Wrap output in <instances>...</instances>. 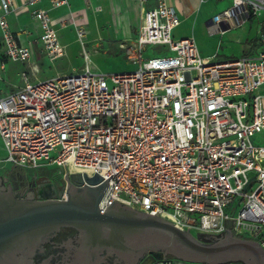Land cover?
Listing matches in <instances>:
<instances>
[{
  "label": "built area",
  "instance_id": "obj_1",
  "mask_svg": "<svg viewBox=\"0 0 264 264\" xmlns=\"http://www.w3.org/2000/svg\"><path fill=\"white\" fill-rule=\"evenodd\" d=\"M41 1L24 0L23 8L54 62L65 55L60 30L73 25L84 46L85 11L53 18ZM129 1L140 8L146 2ZM49 2L51 9L69 6ZM91 2L83 0L85 7ZM17 10L12 0H0V61H25L29 70L0 97V167H55L64 185L66 174L77 186L85 184L83 175L103 182L111 176L100 214L116 201L196 235L229 230L264 251V49L223 62L202 57L193 37L174 38L178 13L157 0L140 11L135 38L118 45L134 71L105 75L86 62L79 71L40 80L29 65L31 47L9 27ZM262 16L264 0H231L209 26L223 34Z\"/></svg>",
  "mask_w": 264,
  "mask_h": 264
},
{
  "label": "water",
  "instance_id": "obj_2",
  "mask_svg": "<svg viewBox=\"0 0 264 264\" xmlns=\"http://www.w3.org/2000/svg\"><path fill=\"white\" fill-rule=\"evenodd\" d=\"M64 177L61 193L65 189L66 201L45 198L42 202L28 205L14 204L10 187L6 193L0 192V196L8 198L0 202V246L12 237L31 231L99 223L121 230L110 245L125 257L130 255L126 253L138 247L140 251L150 249L171 255V264H264V251L258 243L236 238L229 230L218 236L216 242H206L203 238L209 236L193 235L188 229L181 231L163 218L139 212L116 201L100 214L98 202L111 176L103 182L98 175H83L85 184L82 186L73 182L74 175L66 174ZM90 199L92 203L89 206ZM115 207L124 209L129 215L110 214ZM152 262L143 260L140 264Z\"/></svg>",
  "mask_w": 264,
  "mask_h": 264
},
{
  "label": "rangeland",
  "instance_id": "obj_3",
  "mask_svg": "<svg viewBox=\"0 0 264 264\" xmlns=\"http://www.w3.org/2000/svg\"><path fill=\"white\" fill-rule=\"evenodd\" d=\"M231 6V0H214L206 1L202 5L201 12L193 17L184 19L180 25L174 29L173 36L175 39L193 37L197 48L202 57L215 56L216 62L230 61L239 59L244 56H252L258 48H262L261 39L258 37L264 36V20L252 18L250 22L239 29H231L220 34L216 27L208 26L207 21L215 12H221L222 9ZM96 7L87 8L88 17L95 12ZM102 8V7H101ZM102 11V9H101ZM100 11V12H101ZM79 19V18H75ZM73 22V21H72ZM89 22V21H88ZM97 24H86L85 28L89 31L85 38L84 46L78 42L76 37V28L72 25L67 30L61 33V41L65 46V55L55 63H50L43 55L41 50L36 49L35 64L40 66L39 75H49L54 78L57 71L68 75L72 70L79 71L87 65L95 72L105 75H115L121 73H129L136 69L134 65L128 62L125 51L118 48L117 42L113 38V32L110 24L102 25L97 28ZM262 34V35H261ZM126 42V41H125ZM128 44V42L126 43ZM264 47V46H263ZM84 54H87L88 61L84 59ZM146 57H151V51L145 53ZM6 71L9 73V82L0 80V94L5 90L12 88V83H18V73L28 71V64L24 62H12L7 59ZM42 71V74H41ZM46 80L50 78H39ZM1 147V144H0ZM0 151V157H1ZM35 171L38 177H47L53 181H58L57 168L45 167L42 169L31 170ZM35 174V175H36ZM43 176V177H42ZM32 173L27 174V179H31ZM196 235L195 233H192Z\"/></svg>",
  "mask_w": 264,
  "mask_h": 264
},
{
  "label": "flooded vegetation",
  "instance_id": "obj_4",
  "mask_svg": "<svg viewBox=\"0 0 264 264\" xmlns=\"http://www.w3.org/2000/svg\"><path fill=\"white\" fill-rule=\"evenodd\" d=\"M62 179L53 181L47 177H34L20 184L0 183V192L6 193L8 187L12 190L14 204L28 205L45 200L66 201L62 198ZM10 198V197H9ZM8 200L0 196V202ZM92 199L89 200L90 206ZM114 216H128L127 211L120 207L112 209ZM112 227L102 224L84 226L61 225L54 228L31 231L12 237L0 246V264H140L149 261L164 264L173 259L171 255L156 250H142L138 247L131 250L125 257L114 249L110 242L117 237ZM218 236L203 238L206 242H216ZM136 253V254H134Z\"/></svg>",
  "mask_w": 264,
  "mask_h": 264
},
{
  "label": "crops",
  "instance_id": "obj_5",
  "mask_svg": "<svg viewBox=\"0 0 264 264\" xmlns=\"http://www.w3.org/2000/svg\"><path fill=\"white\" fill-rule=\"evenodd\" d=\"M206 1H211L213 5L214 0H166V3L170 6H173L176 9L178 16L180 18V21L182 22L184 19L193 17L197 13H200L202 5L206 4ZM12 3H13V6L16 9H18L17 10L18 12L16 14L11 13L9 15L8 17L9 27L11 31L18 36L19 42L22 45L31 47L32 56H31L29 65L34 66L39 72L40 66L35 64V59H34V57L36 56V49L41 50V45L37 40L40 34L39 25L36 21L32 20L29 17L28 11L23 8L24 0H12ZM68 3H69L68 7L64 6L59 9H51L49 0H42L40 6L45 9H49L50 15L53 18H57L59 16L65 15L68 13V11L73 12L75 15H78L81 11H85V17H86L87 24L88 23L92 24V22L97 24L98 26L96 29L101 28L102 25L110 24V27L113 32V38L119 45L121 43H127V42L129 43L135 38L137 29H138L140 11H142V8L143 10L154 8L157 5V0H146L142 8H140L136 3H133L129 0H92L91 6L89 7H96L99 5L102 11L99 12L98 14H92L89 17H88V12H87V8L89 7H85V5L83 4V0H68ZM225 9L227 8H224L221 11ZM219 13L220 12L218 13L215 12L210 18H208V21H207L208 26H209L211 18ZM261 18L262 20H264V16L260 17L259 19ZM69 28L67 27L65 29H62L58 33L59 41L63 47L65 46L62 44V41H61V36H62L61 33ZM258 37H261L260 34L258 35ZM263 46L264 45H262V48H258L256 50V53L252 56L257 55L259 51L263 50L264 49ZM43 55L46 57L44 53ZM60 59H57L54 62H50L49 59L48 61L50 63H55L56 61ZM1 63H4L3 69H1ZM6 63L7 61L5 62L0 61V80H2L3 82H9V79H10L9 73L6 71ZM22 72H19L17 76L19 79V82L12 83L11 84L12 88L5 90L3 93L0 94V97L7 95L8 93L12 92L16 87L20 86L21 84L20 83V73ZM26 72H29V70L28 71L26 70ZM38 72L35 74V78L37 79L51 78V77H48L49 75H43V76L39 75ZM41 74H42V71H41ZM57 75H65V74L62 73V71H57L55 76ZM0 151L2 155L0 159H2L4 158V152L2 150V146L0 147ZM34 172L35 171L14 168L8 165L4 167L2 166L0 167V183L4 185L20 184L22 181L28 180L27 179L28 173H32L31 178L39 176Z\"/></svg>",
  "mask_w": 264,
  "mask_h": 264
},
{
  "label": "bare ground",
  "instance_id": "obj_6",
  "mask_svg": "<svg viewBox=\"0 0 264 264\" xmlns=\"http://www.w3.org/2000/svg\"><path fill=\"white\" fill-rule=\"evenodd\" d=\"M166 219H169V220H171V217H167V216H164ZM148 261H151V259H147ZM147 260H146V262H147Z\"/></svg>",
  "mask_w": 264,
  "mask_h": 264
}]
</instances>
